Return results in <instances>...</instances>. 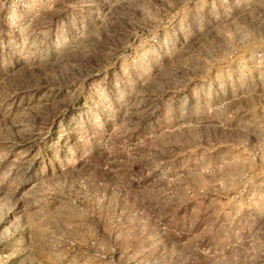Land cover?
I'll return each instance as SVG.
<instances>
[{"label":"rangeland","instance_id":"1","mask_svg":"<svg viewBox=\"0 0 264 264\" xmlns=\"http://www.w3.org/2000/svg\"><path fill=\"white\" fill-rule=\"evenodd\" d=\"M0 264H264V0H0Z\"/></svg>","mask_w":264,"mask_h":264}]
</instances>
